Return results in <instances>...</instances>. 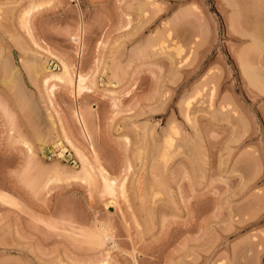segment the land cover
Masks as SVG:
<instances>
[{
  "label": "rangeland",
  "instance_id": "obj_1",
  "mask_svg": "<svg viewBox=\"0 0 264 264\" xmlns=\"http://www.w3.org/2000/svg\"><path fill=\"white\" fill-rule=\"evenodd\" d=\"M0 264H264V0H0Z\"/></svg>",
  "mask_w": 264,
  "mask_h": 264
},
{
  "label": "bare ground",
  "instance_id": "obj_2",
  "mask_svg": "<svg viewBox=\"0 0 264 264\" xmlns=\"http://www.w3.org/2000/svg\"><path fill=\"white\" fill-rule=\"evenodd\" d=\"M33 7V6H32ZM34 63V62H33ZM8 66V65H7ZM6 66V67H7ZM35 66V65H34ZM33 66V67H34ZM10 67V66H9ZM8 67V68H9ZM32 67V68H33ZM246 67V66H245ZM43 68V67H42ZM250 68V67H249ZM7 70H9V69H7ZM11 70V69H10ZM11 71H13V70H11ZM11 71H9V73L11 74V73H14V72H11ZM65 71V70H64ZM250 72H251V74H250V72H248V74L250 75V77L254 74L253 73V71L250 69L249 70ZM65 73V72H64ZM10 74H8V75H10ZM15 74L16 73H14L13 75H10V77L11 76H13L12 77V79H10V80H12L11 82L12 83H16V81H17V78H18V76H17V78H16V76H15ZM36 74V73H35ZM7 75V76H8ZM77 75V79L75 80V82H74V87H76L75 89H77L76 90V92H74V96L75 97H77V95H78V90L80 89L79 87H80V84L83 82V79H82V77L80 76V74L79 73H77L76 74ZM58 77V76H57ZM76 77V76H75ZM59 78V77H58ZM75 79V78H74ZM16 80V81H15ZM61 81H62V79H61ZM73 82V81H72ZM71 82V83H72ZM18 84V83H17ZM15 85V84H14ZM79 115V118H80V120H82V116L80 115V113L78 114ZM83 123V122H82ZM83 127H84V130H86V127H85V125H84V123H83ZM169 142V141H168ZM167 145H168V143H166ZM169 145H170V143H169ZM170 147V146H169ZM94 162H96V168L98 167L99 169H96V170H99V172H100V176H102V179H103V186H104V188H105V190H106V193L109 195V196H111L112 197V200L111 201H109V203L108 204H114L115 202H117V195H116V186H117V184H116V180L114 179V178H112L110 175H108V173H106V171L104 170V166L102 167L101 166V164L99 163L100 161L98 160V157H97V154L96 153H94ZM84 162H86V161H84L83 160V163ZM87 165V164H86ZM99 165V166H98ZM83 166V168H82V171H83V173H84V175H85V177H84V179L86 178V180H89V183H90V181H92V179H91V175H90V173L88 174V172H89V170H88V168H87V170H86V167L87 166H85V163L82 165ZM94 169H95V167H94ZM88 171V172H87ZM93 171V170H92ZM91 172V171H90ZM94 172H95V170H94ZM93 172V173H94ZM82 174V173H81ZM97 175V174H96ZM94 176V175H93ZM92 176V177H93ZM91 179V180H90ZM93 180H94V178H93ZM124 189H123V195H124ZM100 229V228H99ZM102 230V229H101ZM104 230V229H103ZM98 231H100V230H98ZM105 232V231H104ZM103 231H100V232H98V234H96V236L95 235H92V237H93V239H95V241H100V240H102L104 237L102 236V233H104ZM95 233H97V232H95ZM99 233H101V234H99ZM94 234V233H93ZM98 235H101L102 236V238H100L99 239V237H101V236H98ZM88 236H90V234L88 235ZM95 236V237H94ZM91 237V238H92ZM97 239H99V240H97ZM90 240V239H89ZM94 241V240H93Z\"/></svg>",
  "mask_w": 264,
  "mask_h": 264
},
{
  "label": "built area",
  "instance_id": "obj_3",
  "mask_svg": "<svg viewBox=\"0 0 264 264\" xmlns=\"http://www.w3.org/2000/svg\"><path fill=\"white\" fill-rule=\"evenodd\" d=\"M78 43V42H77Z\"/></svg>",
  "mask_w": 264,
  "mask_h": 264
}]
</instances>
